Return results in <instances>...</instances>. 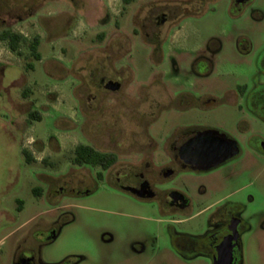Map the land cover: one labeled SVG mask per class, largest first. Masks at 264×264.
I'll return each instance as SVG.
<instances>
[{"label":"rangeland","instance_id":"rangeland-1","mask_svg":"<svg viewBox=\"0 0 264 264\" xmlns=\"http://www.w3.org/2000/svg\"><path fill=\"white\" fill-rule=\"evenodd\" d=\"M154 1L199 11L185 18V31H194L200 41L217 36L224 54L240 37L249 44L248 62L264 52V0L238 7L232 0ZM146 3L134 0L126 8L119 32L115 21L123 0H0V34L11 31L21 38L16 51L0 40V264H15L21 251L39 264H72L74 256L82 258L77 264H211L207 256L184 260L169 248L166 227L173 217L102 184L77 195L75 182L94 177L96 170L70 173L67 151L78 138L67 121L80 117L73 113L69 92L84 85L83 70L97 73L102 44L111 50L115 39L132 37L135 24L129 21ZM35 41L39 60L31 48ZM127 67L142 78L150 69L136 42ZM219 172L182 175L178 187L190 206L174 217L179 221L174 227L204 235L221 224L214 214L227 197L245 205L241 264H264V154H248L242 164ZM50 230L56 237L45 241ZM105 234L112 239L104 241Z\"/></svg>","mask_w":264,"mask_h":264},{"label":"flooded vegetation","instance_id":"flooded-vegetation-1","mask_svg":"<svg viewBox=\"0 0 264 264\" xmlns=\"http://www.w3.org/2000/svg\"><path fill=\"white\" fill-rule=\"evenodd\" d=\"M143 1L146 5L129 21L135 24L132 37L115 39L111 50L102 44L97 73L83 70L84 85L69 92L73 113L80 117L67 121L78 138L67 151L70 173L96 170L94 177L75 182L76 193L88 195L90 187L102 184L173 217L166 227L169 248L184 260L204 255L213 264L220 244L236 238L233 264H241L240 237L248 230L241 218L245 205L222 199L214 214L221 224L202 236L179 232L174 217L190 206L178 187L182 175L211 177L242 164L248 154H264V52L248 62L249 44L240 37L224 54L217 36L200 41L197 33L185 31V18L199 11ZM245 1L232 0L237 7ZM123 2L115 21L119 32L134 0ZM135 42L150 62L144 78L127 67ZM78 155L98 157L95 163L75 164ZM229 156L215 165L217 158ZM45 236V241L53 240L55 231ZM72 258V264L82 261ZM24 259L39 264L22 251L15 264Z\"/></svg>","mask_w":264,"mask_h":264},{"label":"trees","instance_id":"trees-1","mask_svg":"<svg viewBox=\"0 0 264 264\" xmlns=\"http://www.w3.org/2000/svg\"><path fill=\"white\" fill-rule=\"evenodd\" d=\"M0 40L2 41H7L8 42V46L10 48V50L12 51H16L17 48H18V44L19 42L21 41V38L12 33L11 31H4L0 34ZM36 47H37V41H35L31 48H32V52L34 53V56H35V59L36 60H39L40 59V55L38 53H36ZM34 119L36 121H40L39 119V116L37 115H33ZM85 149H88L87 147H84ZM21 154L24 156V159L27 163H31L32 162V158H31V155L24 149L21 150ZM97 155H90V156H82V155H78L76 158H75V164H83L87 161L89 162H93L95 163V161L97 160ZM36 195L37 196H40V193L37 191V190H34Z\"/></svg>","mask_w":264,"mask_h":264},{"label":"water","instance_id":"water-1","mask_svg":"<svg viewBox=\"0 0 264 264\" xmlns=\"http://www.w3.org/2000/svg\"><path fill=\"white\" fill-rule=\"evenodd\" d=\"M240 1H244V0H240ZM228 158H230V156L217 158L215 165H218L224 162ZM234 240H236V238H230V239L224 240L220 244L218 251H217V256L214 259L213 264H233L232 248L234 244H232V241ZM26 263H28V261L25 259L20 261V264H26Z\"/></svg>","mask_w":264,"mask_h":264},{"label":"crops","instance_id":"crops-1","mask_svg":"<svg viewBox=\"0 0 264 264\" xmlns=\"http://www.w3.org/2000/svg\"><path fill=\"white\" fill-rule=\"evenodd\" d=\"M2 216V213L0 214V217Z\"/></svg>","mask_w":264,"mask_h":264}]
</instances>
